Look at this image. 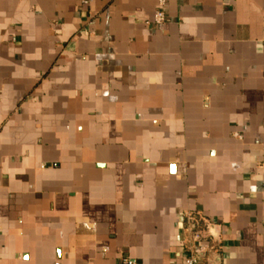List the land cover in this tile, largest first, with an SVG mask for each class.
<instances>
[{
    "label": "crops",
    "instance_id": "crops-1",
    "mask_svg": "<svg viewBox=\"0 0 264 264\" xmlns=\"http://www.w3.org/2000/svg\"><path fill=\"white\" fill-rule=\"evenodd\" d=\"M190 212L264 264V0H0V264H186Z\"/></svg>",
    "mask_w": 264,
    "mask_h": 264
},
{
    "label": "built area",
    "instance_id": "built-area-1",
    "mask_svg": "<svg viewBox=\"0 0 264 264\" xmlns=\"http://www.w3.org/2000/svg\"><path fill=\"white\" fill-rule=\"evenodd\" d=\"M20 1V0H10ZM165 2L160 1L158 9L154 13L152 24L160 26L165 23L166 18L164 14ZM214 225L201 213L190 212L184 213L183 222L181 223V229L184 232V249L188 252L189 256L186 259V264H197L198 257L194 253L195 245L207 240H216L215 234L212 232ZM215 247L211 248V251L215 252ZM122 264H134V261L129 258H122Z\"/></svg>",
    "mask_w": 264,
    "mask_h": 264
}]
</instances>
